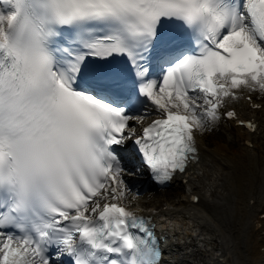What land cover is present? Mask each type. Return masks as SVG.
<instances>
[{"label":"snow or ice","instance_id":"1","mask_svg":"<svg viewBox=\"0 0 264 264\" xmlns=\"http://www.w3.org/2000/svg\"><path fill=\"white\" fill-rule=\"evenodd\" d=\"M241 88L264 92V0H0V264H159L114 145L165 184Z\"/></svg>","mask_w":264,"mask_h":264},{"label":"bare ground","instance_id":"2","mask_svg":"<svg viewBox=\"0 0 264 264\" xmlns=\"http://www.w3.org/2000/svg\"><path fill=\"white\" fill-rule=\"evenodd\" d=\"M258 92L247 90L251 103L238 98L224 100L223 107L235 109L238 120L256 125L254 131H243L233 127L234 121L223 124L232 138L239 139L237 148L231 149L232 139L224 141L219 132L210 129L217 121L203 131L196 130L198 161L174 178V185L183 191L176 193L174 201L163 202L164 207L157 206L159 198L174 193L147 188L142 171L126 164L124 181L131 191L124 201L129 206L150 208L165 235V264H197L195 258L210 250L216 253L203 264H264V219L260 218L264 214V143L260 142L264 140V95ZM254 103L260 108L252 109ZM148 112L159 114L151 104ZM151 118L148 114L142 122L130 121V126L139 128ZM192 195L199 196L197 204Z\"/></svg>","mask_w":264,"mask_h":264},{"label":"rangeland","instance_id":"3","mask_svg":"<svg viewBox=\"0 0 264 264\" xmlns=\"http://www.w3.org/2000/svg\"><path fill=\"white\" fill-rule=\"evenodd\" d=\"M135 129L138 130V129H139L138 126H136ZM220 130H221V131H220ZM218 132L222 135L224 141H229L228 138H231V135L229 134L230 131H228V130L225 129L224 127H219ZM260 142L263 144V143H264V140H260ZM263 145H264V144H263ZM235 146H236V145H235ZM137 184H139V182H138ZM180 190H181V189H179V188L169 190V191H171V192L174 193V194H171V195H170V198H171V199H175L176 196H177L176 193H177V192L179 193ZM167 194H168V193H167ZM159 195H160V194H159ZM164 197H166V196H162V197L159 198V199H160V200H163ZM146 206H147V205H146Z\"/></svg>","mask_w":264,"mask_h":264}]
</instances>
